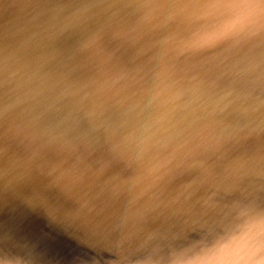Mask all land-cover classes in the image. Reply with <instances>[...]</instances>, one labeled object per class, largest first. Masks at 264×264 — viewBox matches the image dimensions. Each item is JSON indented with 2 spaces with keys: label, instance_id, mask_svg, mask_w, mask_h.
<instances>
[{
  "label": "water",
  "instance_id": "1",
  "mask_svg": "<svg viewBox=\"0 0 264 264\" xmlns=\"http://www.w3.org/2000/svg\"><path fill=\"white\" fill-rule=\"evenodd\" d=\"M4 2L0 158L9 157L18 138L26 139L29 126L35 129L40 122L43 132L57 131H51L43 115L63 96L82 91L112 95L116 115L144 125L135 130L137 143L126 146L128 161L165 167L163 177L172 183L207 184L216 191L208 218L212 229L228 233L251 216L264 215V16L233 30L237 10L228 6L230 0H73L63 17L66 36L53 46L43 35L59 29L54 24L63 11L45 10L41 19L52 22L26 31ZM64 3L59 0L54 7ZM64 131L78 136L68 127ZM115 143L91 140L98 148ZM129 168L119 164L122 180L110 165L106 171L114 178L109 186L125 190L126 202L137 203L149 215L170 206V193L162 194L159 183L135 194L139 189L132 187L135 173ZM7 176L0 177V264H118L115 258L123 256L109 247V225L96 228L102 236L83 225L75 235L70 233L75 225L60 222V230L76 237L71 253L50 242L36 245L39 236L29 216L36 204L11 203L15 191H21L18 180ZM87 206L88 219L99 220L94 206ZM223 220L237 224L218 226Z\"/></svg>",
  "mask_w": 264,
  "mask_h": 264
},
{
  "label": "bare ground",
  "instance_id": "2",
  "mask_svg": "<svg viewBox=\"0 0 264 264\" xmlns=\"http://www.w3.org/2000/svg\"><path fill=\"white\" fill-rule=\"evenodd\" d=\"M4 1L5 9H8V5L13 7L11 11L15 12L14 21L21 22L24 27L22 25L20 27L25 28L26 31L36 29L43 23L52 22L48 20L45 22L41 19L40 15L45 10L48 9L51 13L63 11L61 18L53 20H57L54 26L59 29L43 36L46 40H51L50 44L53 46L66 36L62 32L67 23L63 17L69 13L73 0H64L65 3L59 8L54 7L58 5L56 2L59 0ZM50 5L52 6L49 7ZM79 10H76V14L81 13ZM33 18L34 21L25 23V21ZM44 24L40 29L45 26ZM56 36L58 37L56 38ZM53 38L55 39L53 40ZM81 95L89 99L94 97L85 91L71 92V94H67V99L62 97L48 109H45L43 119L52 126L54 131L58 129L52 133L59 135L58 139L37 137L34 134L40 131L38 124H36L35 129H31L32 126H29L25 133L26 139L20 140L21 138H18L16 145L12 147L11 151H8L9 157L6 154L5 158H0L2 162L0 163V177L5 179L8 177L7 175H11V177L13 175L14 180H18L16 189L21 191H15L11 203H16L18 200H28L36 204L34 210L29 211V216L39 236L35 240L36 245H45V242H50L60 251L71 253L77 242L74 239L76 237L60 230V222L75 225V228L71 229L70 232L75 235H80L79 232L82 231L80 225H83L90 234L95 231L96 234L102 236L101 231L96 228L109 225L112 227L105 226L106 232L112 229L108 234H105L110 244L109 247L113 253L123 256L115 258L118 264H173L178 254L199 252L209 248L227 232L220 230L219 227H217L218 232L212 229L213 220L210 221L208 218L213 214L212 208L215 203L212 197L216 191H212L207 184L193 187V183L181 181L172 183L169 178L163 177V173L167 171L165 167L160 169L154 165L155 168L160 169L161 175L153 174L143 170L140 165L128 161L126 157L90 156L86 151H82L84 147L89 150L92 147L93 132H90L88 124L91 117L85 110H80L78 107L82 104ZM105 98L110 105L111 102L116 103L115 97L112 95H107ZM67 105H70L71 108H66ZM61 116L64 117L62 123L59 122ZM115 121L118 122L117 126L123 125L126 131L133 130L131 134L136 137L138 131L135 130H140L144 126L140 125V121L130 118L124 120L119 116H116ZM58 123L64 125L63 128L68 127L78 134L75 136L69 133L73 142L86 140L89 144L81 147V149L74 147L75 144H72L73 142L69 137L63 135L61 131H66H64L65 129L60 130L61 125H57ZM94 129L95 131L98 130L97 127ZM114 129L108 135L113 136V133L118 134L122 131L120 127ZM128 144L117 145L115 148L117 152L129 157L125 154ZM121 163L128 171H132L129 167L135 170L136 166L138 169V172L133 170L135 180L132 181V187L136 186V190L139 189L135 194L148 191L153 182L159 183V190L162 191V194L164 192L170 193L168 200L170 206L165 209L167 212L163 210L160 213L158 211L152 212L151 215L145 214L146 211L139 209L137 203L126 202L128 199L123 197L124 189L119 186H109L108 182L114 180L112 176L106 173L109 165L113 168L110 171H116L122 180L123 172L119 171V164ZM256 171L261 173L258 169ZM160 191H158L159 194H161ZM162 194L161 196H163ZM86 206L91 209L94 206L93 210L98 214L99 220L96 218L88 219V214L92 213L86 210ZM83 207L86 210L84 212ZM224 221L226 224L236 223V220H223L218 226H221ZM86 223L94 226L91 227ZM114 227H118V230H115ZM122 249L125 251L124 253ZM105 251L107 254L109 253V249Z\"/></svg>",
  "mask_w": 264,
  "mask_h": 264
},
{
  "label": "clouds",
  "instance_id": "3",
  "mask_svg": "<svg viewBox=\"0 0 264 264\" xmlns=\"http://www.w3.org/2000/svg\"><path fill=\"white\" fill-rule=\"evenodd\" d=\"M237 10L233 30L243 29L264 16V4L230 0ZM173 264H264V215H253L199 252H183Z\"/></svg>",
  "mask_w": 264,
  "mask_h": 264
},
{
  "label": "rangeland",
  "instance_id": "4",
  "mask_svg": "<svg viewBox=\"0 0 264 264\" xmlns=\"http://www.w3.org/2000/svg\"><path fill=\"white\" fill-rule=\"evenodd\" d=\"M63 97L65 99L68 98L67 95L63 96ZM80 97H81L82 104L78 106L79 109L85 110L87 112V114L91 117V119L88 123L89 128H90V132H93L92 133L93 136L91 137V139L94 141L98 140V141H100V143L101 142L102 143H107V142L115 143L116 142V143L109 145V146L103 145L100 148H98V145H94L89 150V149H86L84 147V146H87L89 144V142H86V140H82L79 142H75V141L73 142V139L71 138L69 133L61 131L63 133V135H65L66 137H69L73 142L72 144H75L74 147H77V149H81V147L82 148L84 147L82 149V151H86V153L90 156L110 155L113 157L122 156V157L127 158V156L117 152L115 147L117 145H121V144H128L129 141H133V142L137 143V139H133L136 136L134 134H131L132 132L126 131L125 127H123V125H118V126L116 125L118 122L115 120H116V116H118V115H116V113L113 112V104L114 103L111 102V105H110L109 101L105 98V96L100 97L97 95L91 99L87 98L86 96H82V95ZM66 108H71V107H70V105H67ZM62 116H63V113H62ZM62 116L60 117V120H59L60 123H62V120L64 118ZM131 120H133V119L131 118ZM37 126L40 129V131H38V133L35 132L36 134H34L37 137L53 139V140H56L59 138V135L57 136L55 134H47L45 132L46 128L43 132L42 129H44L45 126L42 125V123H38ZM94 127H97L98 130L96 129L97 131H95ZM116 127H120L122 131L118 134L113 133V136L108 135V133L111 130L112 131L115 130L114 128H116ZM51 131H54V130H51ZM38 141H40V138H38ZM119 141H122V142H119ZM133 146L135 147L136 144H133ZM68 148L70 149L71 147H68ZM133 162H134V160H132V163ZM141 168L147 172H151L153 174L161 175V171L159 168L152 169L150 167H144V166H141ZM169 181H171V180L169 179Z\"/></svg>",
  "mask_w": 264,
  "mask_h": 264
},
{
  "label": "snow or ice",
  "instance_id": "5",
  "mask_svg": "<svg viewBox=\"0 0 264 264\" xmlns=\"http://www.w3.org/2000/svg\"><path fill=\"white\" fill-rule=\"evenodd\" d=\"M245 2H247V3H252V2H254V0H245ZM233 23H234V21H231V22H230V26H232Z\"/></svg>",
  "mask_w": 264,
  "mask_h": 264
}]
</instances>
